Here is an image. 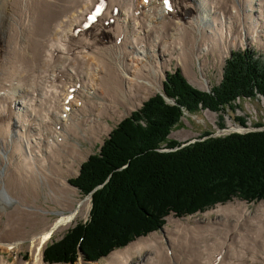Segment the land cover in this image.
<instances>
[{
  "label": "bare ground",
  "instance_id": "1",
  "mask_svg": "<svg viewBox=\"0 0 264 264\" xmlns=\"http://www.w3.org/2000/svg\"><path fill=\"white\" fill-rule=\"evenodd\" d=\"M97 1L0 0V210L7 209L1 229L9 216L0 250H14L27 235L32 252L29 262L1 255L0 264H48V241L74 215L52 223L36 202L45 196L66 207L72 171L67 176L71 166L63 161L84 159V145L95 141L93 148L111 132L117 117H107L115 109L130 113L147 94L140 106L161 92L174 62L187 79H196V66L203 74L211 58L223 63L234 47L264 48V0H172L173 11L162 0H109L101 21L82 29ZM111 18L115 23L106 24ZM87 119L94 120L93 131ZM104 119L111 127L102 135ZM246 203L218 205L201 220L169 216L166 224L174 227L166 236L136 240L109 254L108 263L247 264L236 245L257 234L256 255L264 264V230L257 229L264 224V204L251 211Z\"/></svg>",
  "mask_w": 264,
  "mask_h": 264
},
{
  "label": "trees",
  "instance_id": "2",
  "mask_svg": "<svg viewBox=\"0 0 264 264\" xmlns=\"http://www.w3.org/2000/svg\"><path fill=\"white\" fill-rule=\"evenodd\" d=\"M163 93L123 120L101 151L69 181L91 197L88 221L78 222L45 250L48 264L101 261L132 241L159 231L165 218L204 213L236 198L264 203V130L214 137L184 146L170 139L184 112L235 111L238 99L264 98V57L251 49L228 59L223 81L210 93L192 86L180 70L168 74ZM241 126L246 121L238 118ZM264 125L260 124L257 128ZM186 144V143H185Z\"/></svg>",
  "mask_w": 264,
  "mask_h": 264
},
{
  "label": "rangeland",
  "instance_id": "3",
  "mask_svg": "<svg viewBox=\"0 0 264 264\" xmlns=\"http://www.w3.org/2000/svg\"><path fill=\"white\" fill-rule=\"evenodd\" d=\"M246 48H250V49L254 50L260 57H264V48H260L259 46L251 43V44H246L244 46H240L238 48H236V47L232 48L231 51L229 52L228 56L225 58V61H226V59L229 58V56L232 52H237L239 50H245ZM174 58H176V57H174ZM171 61H172L171 58L166 59V61L164 63H162V66L165 64L166 65V66H164L165 69L169 68ZM209 61H210V63L206 64V66L203 68V74H201L198 66H196V73H197L196 79H188L194 86H196V88H198L202 91L211 90L213 87L218 86L221 82V79H222L224 63L222 64L220 62L221 64L220 63L215 64L212 58ZM217 61H218V59H217ZM175 64L176 63L174 62L172 68L167 69V72L174 71L176 69ZM180 69L183 70L182 67ZM167 72H166V74H167ZM184 73L186 74L185 67H184ZM186 76L189 77L187 74H186ZM189 78H194V76L189 77ZM165 80L166 79H164V82H165ZM207 81L209 82V84L207 83ZM164 82L162 83L163 87H164ZM157 93H158V91H153V93L150 94L148 99ZM147 95L142 99V102L147 97ZM140 97L142 98V96H140ZM148 99H146L144 101V103ZM141 103H140V105H141ZM235 104L237 105V107H236L237 109L235 111L232 112L229 108H227V110L225 111L224 120L222 122L223 127L220 126V118H219V114H217V113H213V112H210L208 110L207 111L203 110V111H199V112L190 114L189 112L185 111L184 117L182 118L179 125L172 131L169 138L172 140H176L179 143H189V142H194L195 140H198V139L204 137L205 133H213L214 137H224V136H227V135L232 134V133L247 132L249 130H255L257 132V131H261L262 129H264V126L261 128H257V126L260 124L264 125V98L263 97H257V98H253V99H239ZM140 105H136L131 110L135 109L136 107H138ZM142 106H140L138 109H140ZM138 109H135L133 111L130 110V113L125 112L124 111L125 109L124 110L122 109V111H120L119 109H115L114 113H112L110 116L107 117L109 119L110 118L115 119L117 117L115 120L110 121V124L112 126L111 131L124 118L130 116L131 113H133L134 111H137ZM127 113H129V114H127ZM118 116H121V117H118ZM238 118H243L246 121L245 127L241 126ZM106 119H104L101 122V125L103 127L105 125L108 126V128L102 133V135H104L106 132H108L110 130V127H111L110 124L105 121ZM80 122H83V121H80ZM84 122H86L89 125L91 131H93L92 128L94 127V120L92 119V121H89V119H87ZM58 131L60 132V130H58ZM109 134L106 135L101 141H99L97 143V146L96 147L94 146L95 148L91 147L95 141H93L91 143V146H89V144H85L84 148H87L89 151L84 152V155H83L84 159H81V160L79 159L80 161L77 160L75 163L70 161L68 157H66L64 159V161H63L64 166H66L67 163H70L69 165L71 166L69 172L67 173V176H68V174L72 171L68 177L70 180L77 177V175H78L77 171L79 173L82 163H84L90 155L99 152V150H98L99 146L101 145L103 140H105L106 138L109 137ZM67 176L65 177L66 181H67ZM67 183H68V181H67ZM72 187L68 184V189L71 192L67 196L68 204H66L65 208H63L62 206H60L57 203L55 204L53 202L48 201L45 196H42L40 198V200H38L36 202V205H39L46 210V212H47L46 215L48 217V221H50L52 223L60 221V219L64 220V218H68L71 215H74V218H72L73 219L72 222L70 221L71 223L68 222V224L67 223L63 224V226H60L57 230H55V232H54L55 234L53 235V237L50 238V240L47 243V246L49 244H51L52 241H54V240L55 241L60 240L69 231V229L72 228L73 226H75L78 222H81V221L85 222L89 219V214H90V209H91L90 197H83L80 194L79 190H77L76 188L74 189V187L73 188ZM240 203L243 204L246 202L242 201L241 199L236 198L234 201H232L228 204L231 206H235V204L241 205ZM246 204L248 206H250L251 211H253V210L256 211L257 210L256 205L262 204V202H260V203H254L253 202L251 204H248V203H246ZM229 205L226 204V206H229ZM217 207H215L213 209H216ZM9 209H11V208H9ZM213 209H210L204 213H197V214L193 215V217H191V219L201 220V218H198V217H203L204 219H206L205 213H207ZM5 210H7L6 207L4 209L1 208L0 216L5 213L4 212ZM171 216L174 217L173 215H171ZM8 217L9 216H6L3 218L4 221L1 224V226L3 225L2 229L4 228V225L8 221ZM168 218H167V220H168ZM209 218L211 220H215V219L217 220L216 215H213L212 217H209ZM208 222H206V223H208ZM171 224L172 223L170 221H168V223L166 225H164L161 230L157 231L156 233L154 232V234H158V236H162V237L166 236L165 230L167 229V227H169V226L174 227V226H171ZM6 228H8V227L6 226ZM2 229L0 228V230H2ZM257 229L259 232L262 230L261 231V233H262L264 230V224H261ZM154 234L151 233L150 235H154ZM150 235H148V236H150ZM256 235L257 234L252 235V236H247L248 238H250L248 240L247 244L236 245V252L238 254L244 255V259L247 260V264H261L257 258V255H256V251L259 249V246L256 244L258 242V240L254 238ZM226 236H227V233H226ZM28 237H27V235L24 236V238L26 240H24L23 237H20L21 241L18 243V247H16L12 251L9 250V251L3 252V250L1 249L2 251L0 250V256L2 255L6 259L8 258L7 260H11V261H15L17 259L20 261H24V259H25L26 262H29V260H31V258H32V252H31V244H30L31 241L29 239H27ZM150 237L143 238V239L147 240ZM152 237H154V236H152ZM140 240H141V238H139V240L137 239L136 242H138ZM136 242H132V243L134 244ZM47 246H46V249H47ZM121 250L122 249H117L113 253H115L117 251H121ZM113 253H111L110 256ZM225 253H226V251H225ZM144 255H145V252H144ZM109 257L103 258L98 263H89V262H85L83 257L80 256V259L73 264H77L81 260H83L87 264H109L108 263ZM263 257H264V254H263ZM210 259L213 260L212 258H210ZM133 260H134V262H136L138 260V258H135ZM218 264H221V263L219 262Z\"/></svg>",
  "mask_w": 264,
  "mask_h": 264
},
{
  "label": "water",
  "instance_id": "4",
  "mask_svg": "<svg viewBox=\"0 0 264 264\" xmlns=\"http://www.w3.org/2000/svg\"><path fill=\"white\" fill-rule=\"evenodd\" d=\"M162 95H164V94H162ZM165 97V99L169 102V99L166 97V96H164ZM264 129H262L261 131H263ZM249 132H256L255 130H249V131H247V132H238V133H241V134H245V133H249Z\"/></svg>",
  "mask_w": 264,
  "mask_h": 264
}]
</instances>
